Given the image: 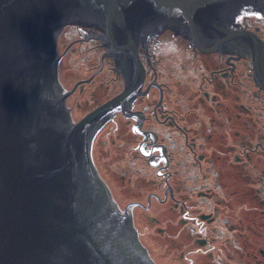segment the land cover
<instances>
[{
    "label": "water",
    "instance_id": "95a60500",
    "mask_svg": "<svg viewBox=\"0 0 264 264\" xmlns=\"http://www.w3.org/2000/svg\"><path fill=\"white\" fill-rule=\"evenodd\" d=\"M246 7L263 10L264 0H0V264H155L90 162L91 133L124 105L132 133L154 139L128 105L140 91L132 41L144 46L155 26L190 30L235 57L255 51L264 89L262 44L254 32L225 29ZM79 22L101 23L104 54L125 81L115 99L72 122L52 53L59 28Z\"/></svg>",
    "mask_w": 264,
    "mask_h": 264
},
{
    "label": "flooded vegetation",
    "instance_id": "af4514ba",
    "mask_svg": "<svg viewBox=\"0 0 264 264\" xmlns=\"http://www.w3.org/2000/svg\"><path fill=\"white\" fill-rule=\"evenodd\" d=\"M237 20L239 29L254 32L256 46L262 44L264 55V15ZM74 28L73 42H90L92 50L103 53L100 30ZM160 39L167 37L162 33ZM185 47L199 57L190 71H178L174 56L177 71L160 67L163 56L147 40L145 48L137 50L141 71L133 65L141 88L132 100L134 104L140 99L143 107L128 105V112L142 114L138 126L153 131L154 139L132 133L135 116L119 112L111 122L110 128L116 131L126 122L135 142V157L124 165L141 168L144 161L153 168L143 173L145 179L128 175L134 185L130 202L144 210H149L153 198L163 202L156 214L158 244L165 260L176 261L169 264H194L195 260L196 264H264V89L251 65L255 51H242V57L222 46L202 52L192 40ZM110 68L112 79L122 87L125 79L113 68V60ZM162 71L174 77L173 87L159 78ZM173 90L170 106L166 96ZM182 90L188 92L184 99ZM120 134L111 140L113 146L123 143ZM185 153L187 164L181 163ZM193 178L203 181L192 185ZM145 186L150 188L146 196L142 194ZM168 200L172 202L165 205ZM172 230H177L173 241ZM181 251L183 262L177 261ZM196 252L200 255L192 256Z\"/></svg>",
    "mask_w": 264,
    "mask_h": 264
},
{
    "label": "rangeland",
    "instance_id": "374dc122",
    "mask_svg": "<svg viewBox=\"0 0 264 264\" xmlns=\"http://www.w3.org/2000/svg\"><path fill=\"white\" fill-rule=\"evenodd\" d=\"M75 36V34L69 32L67 26L62 28L59 31L56 40L55 54H63V58L60 59L57 67L59 82L65 90L71 91L70 94L65 97V103L70 109L74 121H77L95 106L115 95L121 89V85L112 79L113 73L110 71V67L112 66V58L110 56H105L104 66L102 71H100L102 65H98L97 67L98 53H88L87 51H84L86 44L78 46L74 45L73 49L69 51V48L71 47L69 41ZM159 41L161 42L162 40L158 38V41H156L153 46L158 47L160 44ZM182 48V44H174L170 41L164 42L163 46L161 47V51L157 52L163 56L162 60L159 61V66L167 69H175L174 71H177L176 67H174L175 62L171 57L174 56L177 59L176 66L179 69L178 71H190V66L193 67L199 63V57H195V55H192L188 50H183ZM102 50L103 52L105 51L103 47ZM200 58L203 59V57ZM93 71L97 72L92 75ZM88 77H90L89 80L85 82L81 81L83 79H87ZM159 78L161 80H166L170 86L173 87L175 79L171 74H169L168 71H162V73L159 75ZM78 81L81 83L75 85V83ZM173 95L174 90L166 96V101L170 106H173ZM186 95H188V92L182 90L181 99H184ZM134 104L138 107H143V103L140 99L137 102L135 100ZM108 126H112L111 122L106 124V128ZM119 132L121 133L120 138L122 139L123 143H118L119 145L113 146L111 140L114 139L115 135ZM99 135L100 137L97 138V141L93 146V156L99 172L108 184L114 199L116 198L117 203L118 201L120 202V207H123L126 203H130V201L133 200V197H131L133 189L130 188H134V185L130 184L128 181V175L135 174L136 176L133 179L137 178V180L145 179V175H143V173H151L153 168L148 166V164L144 161H142L143 163L141 168L124 165V162L128 158H131V156L135 157V152L132 149L135 145V142L132 141L133 136L126 125V122L122 123V126L119 127L118 131L110 128V135L109 128L108 130L102 129ZM105 137H107L106 140L102 139ZM138 158L139 157L137 156L136 159ZM231 158L235 159V156L230 157V159ZM188 162L189 155L188 153H185L181 163L187 164ZM194 169H197V167H194ZM200 176L201 175L198 174V177ZM206 178L209 179L208 173ZM201 181L203 180L193 178L191 183L194 185ZM149 191L150 188L145 186L142 189V194L146 196L147 192ZM117 195L121 196L122 198H117ZM151 200L152 201L149 210H144L141 207H137L135 210H133L134 225L137 229L138 239L147 248L156 264H169L176 262L172 260H165L161 253V248L158 244V241L160 242V235L158 232L159 221L156 219V214L159 209V204H162L163 202H159L154 198ZM171 202L172 201L168 200L165 205ZM137 210L140 211L139 217H137ZM176 234L177 230H172V236H170L172 241L175 239ZM167 239H169V237ZM167 243L168 241L164 247H167ZM194 255H200V252L193 253L192 256ZM236 255L237 252L235 251V261L237 259ZM179 256L180 260L177 261L182 260L183 262L181 257L182 251ZM194 264H196V260L194 261Z\"/></svg>",
    "mask_w": 264,
    "mask_h": 264
},
{
    "label": "bare ground",
    "instance_id": "6f19581e",
    "mask_svg": "<svg viewBox=\"0 0 264 264\" xmlns=\"http://www.w3.org/2000/svg\"><path fill=\"white\" fill-rule=\"evenodd\" d=\"M54 39H55V38H54ZM213 51H215V49H214ZM213 51H212V52H213ZM59 59H60V56L58 55V56H57L58 63H59ZM58 63H57V67H58ZM59 84H60V83H59ZM60 85H61V84H60ZM61 89H63L62 85H61ZM110 191H111V190H110ZM111 194H112V192H111ZM112 196H113V195H112ZM113 198H114V197H113ZM128 210H129V209H128ZM128 210H127V211H128ZM114 211H115V209H114ZM127 219H128V218H127ZM128 224H129V228H130V224H131V220H130V219H128ZM132 231L134 232V230H132ZM134 233H135V232H134ZM136 236H138V235H136V233H135V237H136Z\"/></svg>",
    "mask_w": 264,
    "mask_h": 264
}]
</instances>
